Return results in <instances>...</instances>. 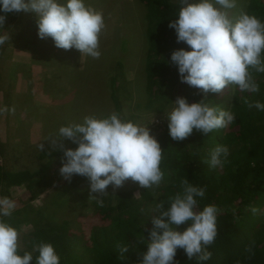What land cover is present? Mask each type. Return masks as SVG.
<instances>
[{
    "label": "trees",
    "instance_id": "1",
    "mask_svg": "<svg viewBox=\"0 0 264 264\" xmlns=\"http://www.w3.org/2000/svg\"><path fill=\"white\" fill-rule=\"evenodd\" d=\"M140 1L146 6L147 47L142 59L145 78L141 77L137 87L127 80L120 56L113 60L107 58L111 56L105 55L103 51L98 59L92 60L96 75L100 73L96 68L98 63L102 62L100 70L108 65V73L102 72V77L110 75L102 83L105 88L108 85L114 113L119 115L122 110L121 95L129 100L128 105L133 112L135 108L148 107L152 110L156 107L160 111L179 96L185 97L189 103L206 99L204 103L228 110L236 117L227 127L206 135L194 129L191 135L181 141L170 138L166 119L156 135L162 150L160 168L163 179L158 186L144 190L156 192V204L163 202L167 207L170 198L182 191L183 181L204 188L205 195L198 198V210L207 205H215L218 209L217 236L213 244L208 246L211 258L204 264H264V213L252 211L260 207L259 200L264 199V111L249 107L257 101L264 103V73L249 69L259 86V91L255 93L242 92L238 86L228 85L219 93L205 95L199 89L181 83L175 65L170 62V54L179 48L187 50V46L182 42L177 43L174 30L168 27L179 8L168 0ZM13 13H8L6 19ZM246 13L264 22V0H248ZM56 49L59 51V48ZM103 55L113 61L103 60ZM48 60L58 63L54 56H47L43 61L50 64ZM61 61L64 62V59ZM63 90L62 98H66V93L71 96V88ZM138 92L144 93L145 101H136L132 105L133 94ZM51 95L57 97L59 93ZM106 104L110 106L109 102ZM103 110L96 113L101 118L112 114L104 113ZM96 114L94 112V117ZM218 145L226 146L229 153L222 167L211 168L207 161L210 152ZM75 147L72 143V148ZM53 154H60V151L48 154L47 149H42L38 155L42 162L36 170L9 171L1 170L0 167V181L7 188V191L1 189L0 194L11 197L13 190L21 200L20 206L10 216L0 217L23 232L25 248L19 247L20 254L31 252L36 244L45 242L53 245L60 257V264H139L152 228V215L146 202L151 199L145 198L142 193L140 195L142 188L139 186L102 194L98 200L103 201V206L97 200L92 203L95 213L92 223L87 227L89 238L83 239L82 235L72 231L68 220L59 221L51 213L44 215L35 210L31 203L50 186L47 177L53 165ZM60 166H56L55 170ZM71 179L70 187H89L86 177L74 175ZM64 206L57 204L56 207ZM185 227L180 225L177 230L182 231ZM122 245L127 246V251L121 258ZM33 255L35 257L36 253ZM174 259L177 264H200L196 257L188 259L182 249L177 250ZM32 264H35L34 260Z\"/></svg>",
    "mask_w": 264,
    "mask_h": 264
},
{
    "label": "clouds",
    "instance_id": "2",
    "mask_svg": "<svg viewBox=\"0 0 264 264\" xmlns=\"http://www.w3.org/2000/svg\"><path fill=\"white\" fill-rule=\"evenodd\" d=\"M179 10L168 27L173 29L177 43L185 48L173 50L170 62L175 65L181 83L199 89L203 94L219 93L228 85L240 91L258 92L249 69L264 73V22L245 12L230 16L236 0H178ZM32 12L36 16L37 36L51 38L55 47L76 49L81 54L98 59L99 36L105 28L103 14L86 6L84 0H0V28L5 26L8 13ZM10 40L0 34V45ZM201 99L189 103L177 97L167 114L168 134L181 141L197 130L208 134L233 123L235 115L218 106H210ZM264 111V103L250 104ZM14 108L0 105V116L14 112ZM76 147L63 149L59 174L65 180L73 175L89 181L91 199L107 194L109 185L119 188L129 179L142 189L158 186L163 179L160 168L162 150L148 127L125 121L117 113L103 118L85 116L81 122L61 126L58 137L50 140L53 146L63 139ZM41 150L44 145L40 143ZM229 153L218 145L207 161L209 167H222ZM181 192L171 197L167 207L157 203L151 218L152 228L145 241L146 251L139 264H177L174 257L182 249L188 259L196 257L200 264L210 260L212 245L217 236L215 205L199 208L205 189L182 182ZM95 193L97 195H91ZM97 202L103 206V201ZM15 202L0 200V217L10 216ZM253 212L256 209H252ZM186 225L179 231L178 226ZM18 231L0 219V264H60V257L50 243L40 242L33 250L19 252ZM127 246H120L121 258ZM33 253H36L35 257Z\"/></svg>",
    "mask_w": 264,
    "mask_h": 264
},
{
    "label": "rangeland",
    "instance_id": "3",
    "mask_svg": "<svg viewBox=\"0 0 264 264\" xmlns=\"http://www.w3.org/2000/svg\"><path fill=\"white\" fill-rule=\"evenodd\" d=\"M168 1L180 7L178 0ZM84 2L86 6L103 14L105 28L99 36L100 52L103 54L105 51V55L111 56L107 58L113 60L120 56L124 63L126 79L137 87L141 77L146 76L142 60L147 47L145 4L140 0H84ZM247 4L248 0H236V6L229 10V15L246 13ZM36 19L32 12H14L6 19V24L0 32L10 35V40L0 45V105L15 110L0 116V167L10 171L38 169L42 162L38 157L42 150L38 148L40 143L44 145L43 149L48 150V154L60 151V154H53L52 157L54 162L47 177V180H50L49 188L31 203L35 210L44 215L51 213L59 221L68 220L74 233L82 235L83 239H88L87 227L92 223L95 213L92 203L100 199L102 194H99L97 199H91L89 187H70V180L61 177L59 169L55 170L54 167L61 165L63 160V149L59 144L62 143L64 148H72L73 142L65 138L58 141L57 146H53L50 140L58 137L61 126L81 122L85 116H94V112L96 114L104 109V113H114L109 99L108 85L105 88V84L102 83V80L105 82L108 80L110 73L102 77V72L108 73V65L100 70L102 63L100 62L96 67L100 73L96 75L92 57L81 54L76 49L59 48L58 51L51 38H38ZM47 56L50 58L54 56L58 63L60 61V65L49 60L50 64L44 62ZM102 58L108 62L113 61L107 60L104 55ZM61 59H64V62ZM64 64L68 66L65 67ZM64 88H71V96L66 93V98H62ZM51 93H59V95L53 97ZM143 96L144 93H135L132 101L136 99L137 102L143 103L145 101ZM120 100L122 110L119 117L148 127L155 139L157 130L161 128L159 122L164 121L174 107L172 103L160 111L153 106L155 111L148 107L135 108L133 112L126 97L121 95ZM108 102L110 106L106 104ZM38 107H41V119ZM96 117L98 118L99 115L96 114ZM43 125H45L44 129ZM138 186L137 182L129 179L119 188L109 185L106 193L138 188ZM1 189L7 191L3 181H0ZM137 192L138 189L135 190L136 194ZM141 193L153 202L146 201L150 215H154L153 209L158 194L154 191L146 192L144 189H141L140 195ZM17 194L12 190L11 197L1 195L0 200L7 198L14 201L17 208L21 204ZM259 202L260 207L256 209V213H264V199H260ZM57 204H65V206L58 208ZM17 231L18 245L20 248H25L23 232Z\"/></svg>",
    "mask_w": 264,
    "mask_h": 264
},
{
    "label": "bare ground",
    "instance_id": "4",
    "mask_svg": "<svg viewBox=\"0 0 264 264\" xmlns=\"http://www.w3.org/2000/svg\"><path fill=\"white\" fill-rule=\"evenodd\" d=\"M1 30H2V28H1ZM1 30H0V32H1ZM145 52H146V48H145ZM145 56V54L143 55V57ZM143 67H144V65H143ZM143 78H145V77H143ZM133 96H134V94H133ZM144 97V99H145V96H143ZM37 100V99H36ZM35 100V101H36ZM133 101H136V99L135 100H133ZM132 104H134V102H132ZM38 109L40 110L39 111V114H40V119H41V107H38ZM166 120V117H165V119H164V121ZM36 123H38L36 120H34ZM42 121V120H41ZM164 121H161V122H159L161 125L164 123ZM44 126L45 125H43V129H44ZM161 131V128H159L158 130H157V133L158 132H160ZM39 155V154H38ZM39 157V156H38ZM40 159V158H39ZM53 162H54V160H53ZM53 166V165H52ZM55 168V167H54ZM1 170H3L2 168H1ZM10 171V170H9ZM49 188V187H48ZM41 195V194H40ZM0 197H1V194H0Z\"/></svg>",
    "mask_w": 264,
    "mask_h": 264
}]
</instances>
